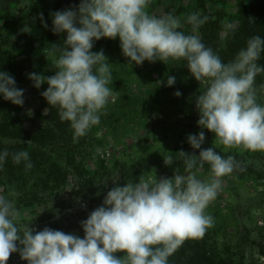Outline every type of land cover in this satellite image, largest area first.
Segmentation results:
<instances>
[{
  "label": "clouds",
  "instance_id": "clouds-1",
  "mask_svg": "<svg viewBox=\"0 0 264 264\" xmlns=\"http://www.w3.org/2000/svg\"><path fill=\"white\" fill-rule=\"evenodd\" d=\"M150 3L80 0L78 6L51 14L52 31L66 34L65 46L52 50L59 53L53 55V75L33 72L28 77L37 89L48 85L41 95L49 106L58 107L62 121L70 123L74 140L100 123L103 111L115 98L109 86L112 64L102 49H92L101 38L118 37L122 54L134 65L146 60L186 64L203 86L195 101L197 125L212 132L219 144L226 149L264 152V104L257 102L254 87L257 74L264 73V66L257 63L264 53V38L250 37L246 47L224 63L199 35L206 16L189 14L186 22L191 32L186 34L181 30L180 17L151 14ZM234 28L232 23L225 24L221 40ZM175 81V76H167L166 86ZM174 95L179 97L181 92L177 90ZM0 96L15 105L24 104V89L18 88L15 78L5 71H0ZM204 141V131L187 136L199 154L178 151L185 170L181 173L175 169L170 178L141 176L121 186V176L115 173L110 179L114 186L102 204L80 222L82 238L48 226L34 230L31 223L21 222L12 198L15 192H0V264H6L16 252L27 264H169V257L186 239L202 238L212 227L214 219L206 209L221 188V178L236 166L232 155H221L214 145L202 148ZM8 156L7 149L0 151V168ZM12 160L16 164L24 161L26 169L32 167L27 150L13 153ZM173 161L171 157L164 159L166 165ZM204 163L210 166V176L200 179L197 171ZM194 168L197 171H192ZM117 252L123 255L117 257Z\"/></svg>",
  "mask_w": 264,
  "mask_h": 264
},
{
  "label": "rangeland",
  "instance_id": "rangeland-1",
  "mask_svg": "<svg viewBox=\"0 0 264 264\" xmlns=\"http://www.w3.org/2000/svg\"><path fill=\"white\" fill-rule=\"evenodd\" d=\"M237 2L238 0H151L148 11L157 16L171 13L185 23L189 14L198 12L201 15L205 7L214 12L213 16H216V12L224 11V25L235 24L233 18ZM79 3L80 0H0V57L10 54L9 61L13 67L17 66L15 69L21 70L26 77L33 72L43 74V58L39 59L37 55L46 52V61L49 59L53 65V55L59 53L52 50L65 46H55L52 42L48 48L43 47L48 41L43 37V30L48 27L53 32L51 14L78 6ZM45 23L47 27L44 26ZM53 34L61 38L66 36L64 33ZM26 44L35 47L27 55L15 49ZM101 49L112 64V82L109 86L113 88L115 98L103 111L100 123L94 125L86 135L75 139L74 163L78 171L103 185L85 200V213L89 214L102 204L107 191L114 186L104 183L109 182L115 173L122 177L119 181L121 186L127 181L138 180L141 176L170 178L177 168L183 173L184 159H181L178 151L198 155L200 150L190 146L187 136L204 131L202 148L214 145L221 155H232L246 163L252 162L251 168L242 172L241 176L232 172L221 178V188L206 209L214 219L212 227L207 229L202 238L186 239L169 257V264H264V152H252L243 148L226 149L214 140L212 132L197 125L199 113L195 101L199 91H203V86L190 74L187 66H183L179 72L184 85V92L179 97L174 94L155 95L158 86L165 85L167 78L152 62L146 60L139 65L128 62V58L122 54L118 37L95 41L92 51ZM254 87L257 102L264 104V73L255 78ZM121 91H131L132 97L138 99L129 100L128 96L121 98ZM146 91L150 96L145 94ZM40 94V88L26 86L23 104L26 115H31L40 106ZM123 98L125 99L119 104V100ZM147 101L149 104H145ZM8 102L14 108L15 104ZM128 102L131 104H127ZM158 102H161L160 107L157 106ZM169 157L174 161L171 165H166L164 159L167 161ZM197 176L200 179L209 178L208 164L199 168ZM72 185L73 178L70 177L66 190L58 197H66V191ZM82 202L80 200L77 206ZM15 206L22 223H31L30 226L36 231L45 227L46 221L35 222L43 205L28 201L27 198H18ZM66 233L82 237L77 227ZM114 255L120 257L123 253L117 252ZM6 264H27V261L22 260L16 252L10 254Z\"/></svg>",
  "mask_w": 264,
  "mask_h": 264
},
{
  "label": "trees",
  "instance_id": "trees-1",
  "mask_svg": "<svg viewBox=\"0 0 264 264\" xmlns=\"http://www.w3.org/2000/svg\"><path fill=\"white\" fill-rule=\"evenodd\" d=\"M213 14L214 12L203 8L201 15L208 19L200 26L199 35L205 45L211 47L224 63L232 61L239 50L246 47L250 37L259 35L264 38V0H238L233 18L236 22L235 28L229 30L225 40L220 38V33L224 31L225 26L222 20L225 12H216V16ZM182 31L186 34L190 33L191 25L187 22L183 23ZM43 32V37L48 40L46 44H43V47L48 48L52 42L55 46L64 44L63 40L66 36L63 38L55 36L48 27ZM33 48L35 47L26 44L21 47L17 46L15 49H18L21 54L27 55ZM10 57V54L0 57V71L11 74L15 78L18 88L25 90L27 85L33 86V82L21 70L15 69L17 66L13 67L9 61ZM37 58H43V75H53L55 66L49 62V59L46 61V52L39 53ZM257 63L264 66V53L261 54ZM152 64L159 68L166 78L169 75L176 77L172 86H166V84L158 86L155 95L174 94L177 90L184 92V85L179 73L182 67L186 66L184 62L168 61L164 64L161 61H155ZM258 76L259 74L255 78ZM47 87L46 83L42 84L41 93ZM121 93V98L128 96L129 100L138 99L132 97L131 91H121ZM145 94L150 96L148 91ZM39 99L40 106L35 108L31 115H26L23 106L14 105V108H11L10 103L0 96V151L7 149L9 152V156L0 168V192L7 195L10 190L14 191L16 195L12 198L15 202L18 198H27L28 201L43 205V210L35 222L46 221L45 226L64 232L77 227L83 237L84 233L80 222L88 216V213H85L87 206L85 200L100 190L103 185L91 180V176L90 178L85 177L78 171L74 163L77 141L73 138V129L70 127V123L66 120L62 121L59 117L58 107L49 106L41 94ZM124 99L119 100L118 103H122ZM127 104H131V102ZM145 104H149V102L147 101ZM157 106L160 107L161 102H158ZM46 109L48 110L45 112ZM29 141L30 143H28ZM22 149L29 153L32 164L30 169L25 168L24 161L16 164L12 160V154ZM189 154L193 153L189 152ZM181 159L184 158L181 157ZM235 162L236 166L233 172L240 176L245 170L246 172L250 170L252 164V162L246 163L240 158H235ZM70 177L73 178L71 189L66 191V197L59 198L58 195L66 190ZM121 179L122 177L119 181ZM104 184L113 185L111 180ZM21 194L22 196H20ZM80 200L83 202L77 206Z\"/></svg>",
  "mask_w": 264,
  "mask_h": 264
}]
</instances>
